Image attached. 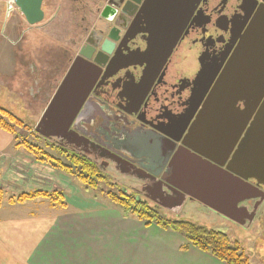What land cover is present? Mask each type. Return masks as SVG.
Listing matches in <instances>:
<instances>
[{
  "label": "flooded vegetation",
  "instance_id": "flooded-vegetation-1",
  "mask_svg": "<svg viewBox=\"0 0 264 264\" xmlns=\"http://www.w3.org/2000/svg\"><path fill=\"white\" fill-rule=\"evenodd\" d=\"M42 2L45 16L57 20L66 13L73 19L69 61L73 63L80 48L88 46L93 62L101 46H107L102 74L71 127L74 137L52 140L108 177L112 175L107 170L114 165L116 171L140 180L142 186L130 190L158 208L204 202L203 196L192 195L186 180L204 173L199 167L204 154L220 163L226 152L221 144L216 155L204 148V110L251 30L256 25L264 30V0ZM253 40L264 42V33ZM261 72L247 80L264 82V69ZM238 107L244 109V103ZM186 146L197 155V165L184 153ZM176 172L185 183L176 181ZM260 189L264 192V187ZM247 202L252 203L250 214L257 207L255 219L264 200L257 197L241 206ZM211 208L217 212L221 207ZM245 220L246 216L235 215L232 221Z\"/></svg>",
  "mask_w": 264,
  "mask_h": 264
},
{
  "label": "crops",
  "instance_id": "crops-1",
  "mask_svg": "<svg viewBox=\"0 0 264 264\" xmlns=\"http://www.w3.org/2000/svg\"><path fill=\"white\" fill-rule=\"evenodd\" d=\"M2 5L6 7V1L0 0ZM0 11V94L16 98L22 96L24 104L31 100L33 106L34 102L43 98L39 106L40 121L63 78L55 84L49 96V84L56 82L53 78L57 61L63 66L66 63V70L72 65V61H69L70 47L44 45L42 48H33L22 46L23 43L18 46L17 42H21L26 29L22 14L15 16V12L7 9L9 13L4 18V10ZM45 23L34 27L47 41L46 31L49 30ZM50 73L54 77L49 78ZM32 105L26 107L34 112L35 107ZM18 143L15 136L0 129V190L4 195L8 193L14 196L46 192V186H49L47 178L51 177L55 182L57 177L54 179V175L47 173L50 169L48 163L41 162ZM191 189L192 195H200ZM224 189L225 186L216 179V195H222ZM198 202L205 205L201 200ZM32 203L39 205L37 208L40 211L45 207L48 219L40 218L42 214L36 215L35 211L22 216L13 213L0 216V264H225L191 247L178 233L124 218L117 209L114 213L70 214L66 212V203L65 207L48 198H37L16 204L3 201L0 213L7 207H32ZM175 207L180 208V205ZM241 207V203H238L236 210ZM223 216L233 220L235 215Z\"/></svg>",
  "mask_w": 264,
  "mask_h": 264
},
{
  "label": "water",
  "instance_id": "water-1",
  "mask_svg": "<svg viewBox=\"0 0 264 264\" xmlns=\"http://www.w3.org/2000/svg\"><path fill=\"white\" fill-rule=\"evenodd\" d=\"M14 2L27 24L35 26L44 22L42 0ZM260 28L256 25L245 45L240 46L228 72L215 84L204 110V148L216 155L221 144L226 149L224 159L217 163L204 154V162L199 164L204 173L189 175L185 179L215 210L221 207L220 210L226 214L246 216L250 222L257 207L250 214L246 207L236 210V205L257 197L264 200V192L260 189L264 187V82L247 80L249 75H262L261 70L264 69V42L253 40L259 32L264 33ZM88 50L92 49L88 46L80 48L78 58L58 86L35 129L39 135L48 139L74 137L71 127L93 84L102 74L105 62L101 58L107 54V46H101L93 62ZM239 102L244 103V109L238 107ZM186 147L188 150L185 149L184 153L187 158L197 165L194 150ZM175 175L177 182L185 183L178 172ZM216 179L225 186L222 195H216L213 188Z\"/></svg>",
  "mask_w": 264,
  "mask_h": 264
},
{
  "label": "rangeland",
  "instance_id": "rangeland-1",
  "mask_svg": "<svg viewBox=\"0 0 264 264\" xmlns=\"http://www.w3.org/2000/svg\"><path fill=\"white\" fill-rule=\"evenodd\" d=\"M5 1H6V7H4L3 5L0 6V9L2 11L4 10L2 12L3 14H5L4 18H6V15L9 13L7 9L11 12H15L16 14L15 16L17 15L19 16L20 11H18L16 7L15 8L14 6L13 8L9 7V2H11L12 0H2V2ZM48 4H51V2ZM65 14L66 13H64V15ZM0 15H1V11H0ZM64 15H62L59 19L54 20L52 19V15L49 14L47 16L46 14L43 23H45L46 20L48 19V21L45 23L46 26H48L49 24L55 25L52 26V28L49 29V31H47V33L49 34L46 35L47 41L44 39L45 36H43V34H41L34 26H27V24L24 23L23 26L26 29L22 33L23 35L21 42H17L18 46H21L23 43L22 46H29V47L31 46L33 48L34 47L42 48L44 45L65 46L66 48H69L70 47L69 42L71 41V38H73V33L71 32V28H73L72 27L73 19L66 18ZM57 39H61V40L56 41ZM56 65H57L55 67L56 73L54 74L55 77L52 75V73L49 74V78L52 76L54 77L53 79H56L55 80L56 82L54 84L53 83L49 84V89L47 91V93H49V96L52 95V91L55 84L59 80H61V78L64 75L63 72L67 68V64L65 63L63 66L60 61H57ZM42 99L39 100V102L38 101L36 103L34 102V106H33L31 104V100H27V104H24L25 100L23 99L22 96H17L16 98L13 96L8 97L7 95L0 94V106L6 109L7 111H10L13 114L17 115V117H19V119H21L25 123V125L28 126L30 130H32V132L30 130L29 131L26 130L25 134L23 133L24 130L21 132L18 131L20 135L18 140H20V142H24L25 140L26 142H30L31 144H33L32 146H37L41 150H49L50 147L49 146L45 147L44 146L45 142L38 139V137L34 134L35 128L40 118L39 114L41 109L39 108V106L41 105ZM29 105L35 107L34 112L32 109L26 107ZM53 153L59 156V154L54 150ZM48 168L46 169H48L49 171L47 170L45 171H47V173H49L50 175L51 174L54 175L53 176L54 179L55 177H57V179L54 182L53 178L48 177L47 180L49 182V186H46L45 191L50 194H53L54 191H57L58 194H62V196L60 195L59 198L60 200L61 198L65 199V203L68 205V210L66 212H69L70 214L71 213L90 214L91 212L102 213V211L108 213H114L115 210L117 209L121 212L123 216L122 209L116 206L114 203H112L110 201V197H108L107 195V193L111 189L107 180L105 182H99L97 189L94 188L85 189L82 183L78 179H73L68 177L62 171L53 168L51 165L48 166ZM107 172L110 173V175H112V177L109 176L110 182L112 183L118 182V185L120 187L122 186L123 188L127 189L128 194L136 195L132 190H130V188L142 186L140 180H137L136 178H132L127 174L119 172L118 170L116 171L114 165H111L110 168L107 170ZM15 197L17 196H14L13 194L5 193V195H3V201L8 202L11 198H15ZM140 197L143 202H147L151 207H153L157 212H159L162 216L166 217L167 219L190 221L198 225L205 226L211 230L224 233L225 235L228 236L233 246H237L247 253L251 264H264V203L258 207L256 218L253 219L252 222L246 219L243 222V224H241L238 223L237 221H232L226 218L225 216H222L218 212H214L210 210V208L205 207L199 202L186 201L184 204L182 205L180 204V208H176L175 205L158 208L151 200H149V198L142 195ZM43 202H47V201L43 200ZM38 206L39 205H36V203H32V207L30 205L31 208L25 207L21 209L20 208L11 209L10 207H7L6 209H4V211L0 213V216L11 215L12 213L14 215L22 216L35 211L37 213L36 215L42 214L40 218L48 219V216L45 215L46 208L43 207L42 208L43 210L40 211V209L37 208ZM244 206L247 207L249 213L250 211H253L252 203L247 202L244 204ZM56 210H58V208ZM49 211L51 213H54L51 210Z\"/></svg>",
  "mask_w": 264,
  "mask_h": 264
},
{
  "label": "trees",
  "instance_id": "trees-1",
  "mask_svg": "<svg viewBox=\"0 0 264 264\" xmlns=\"http://www.w3.org/2000/svg\"><path fill=\"white\" fill-rule=\"evenodd\" d=\"M28 128L21 119L0 106V129L12 134L18 140L20 137L18 131L21 132L24 130L23 133L25 134L26 130H30ZM30 131L32 132V130ZM34 134L38 139L45 142V147L49 146L50 149L41 150L25 140L24 142L18 140V146H24L30 154L37 157L41 162H46L53 168L78 179L85 189H97L99 182H105L107 180L111 187L107 195L110 197L112 203L122 209L125 218L136 219L145 223L147 226L156 225L163 230L178 233L185 238L191 247L211 255L225 264H251L247 253L239 247L233 246L228 236L224 233L211 230L190 221L167 219L147 202H143L140 195L128 194L126 189L118 185V182H110V178L104 176L105 174L88 159L70 150L62 149L52 139L45 138L36 131ZM53 150L59 156L54 154ZM3 195V192L0 190V207L2 206ZM60 195L62 196V194H58L57 192L53 194L48 192L23 193L15 198H11L9 201L11 204H16L37 198H48L52 202L66 207V204L63 202L64 199L61 198L60 200Z\"/></svg>",
  "mask_w": 264,
  "mask_h": 264
},
{
  "label": "built area",
  "instance_id": "built-area-1",
  "mask_svg": "<svg viewBox=\"0 0 264 264\" xmlns=\"http://www.w3.org/2000/svg\"><path fill=\"white\" fill-rule=\"evenodd\" d=\"M13 6H14L13 1L9 2V7L13 8Z\"/></svg>",
  "mask_w": 264,
  "mask_h": 264
}]
</instances>
